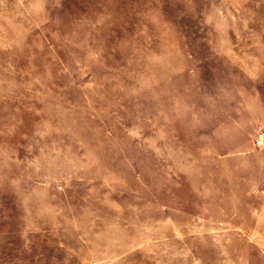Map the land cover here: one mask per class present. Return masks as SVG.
<instances>
[{"label": "rangeland", "instance_id": "rangeland-1", "mask_svg": "<svg viewBox=\"0 0 264 264\" xmlns=\"http://www.w3.org/2000/svg\"><path fill=\"white\" fill-rule=\"evenodd\" d=\"M0 264H264V0H0Z\"/></svg>", "mask_w": 264, "mask_h": 264}]
</instances>
